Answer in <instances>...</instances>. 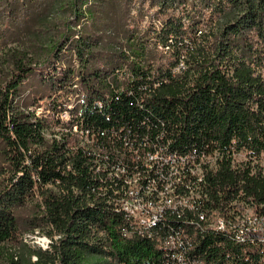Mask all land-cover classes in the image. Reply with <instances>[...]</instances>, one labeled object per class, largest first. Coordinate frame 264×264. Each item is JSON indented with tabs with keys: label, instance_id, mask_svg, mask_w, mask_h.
Returning a JSON list of instances; mask_svg holds the SVG:
<instances>
[{
	"label": "trees",
	"instance_id": "trees-1",
	"mask_svg": "<svg viewBox=\"0 0 264 264\" xmlns=\"http://www.w3.org/2000/svg\"><path fill=\"white\" fill-rule=\"evenodd\" d=\"M137 2L156 16L122 24ZM12 42L24 46L0 68V264H176L160 243L175 230L202 264H264V242L189 223L187 211L139 232L99 190L96 157L73 130L104 133L108 152L122 147L114 129L180 153L218 149L201 186L208 216L232 215L240 191L264 212V0H0V46ZM31 76L43 88L25 96ZM65 109L68 121L45 116ZM233 147L248 160L234 164ZM36 229L60 236L44 250L24 241Z\"/></svg>",
	"mask_w": 264,
	"mask_h": 264
},
{
	"label": "built area",
	"instance_id": "built-area-1",
	"mask_svg": "<svg viewBox=\"0 0 264 264\" xmlns=\"http://www.w3.org/2000/svg\"><path fill=\"white\" fill-rule=\"evenodd\" d=\"M184 62H180V66H183ZM70 98V94H64ZM63 98V97H62ZM61 98V101H70V99ZM32 109H35L31 107ZM46 108V105H45ZM56 115H65V112H53L45 115L48 119H53ZM79 130L87 132L89 136L102 135L104 133L94 132L90 128L84 127L83 124L78 127ZM123 129V128H122ZM113 135L118 139L126 143V150L130 151L133 147L135 140H142V159L151 158V155H158V162L150 167V170H155V178L146 177V172H143L141 179H158L162 180L167 178V170L169 169V162H181V169L176 170V177L174 181L187 182V188L190 189V182L196 181V177L205 176L213 170V163L215 160L223 157V153L216 149L213 152L200 151L194 148L188 152L180 153L172 150L169 147V142L161 143L158 141V148H152L151 155H143L144 145H150L148 134H132L130 131L119 132L113 130ZM229 156L234 164L238 162H245L249 158L247 150L241 149L237 151L234 147L230 149ZM256 160V159H255ZM262 160H264V153L262 154ZM264 162V161H263ZM113 167V166H112ZM114 171L118 170L114 167ZM130 172V169H127ZM214 171V170H213ZM103 179V178H100ZM111 188V187H108ZM166 189V187H164ZM168 193H174L173 202H162L156 197H146V190L141 186L134 188V196H114V199L109 202L112 205H116L117 208L129 210V219L138 228V230H146L148 232H154V230L163 223L166 213L180 212V216L185 212H190V216L187 222H195L200 225L201 217L208 216V209L210 206H205V202H197L192 205H183L175 197V190H169ZM245 191H240L237 197V205H235V215H226L219 209V215L213 218V226L205 227L210 230L222 229L231 231V235L234 239H238L239 235H246V241H253L254 243H262V236H264V212L255 211V218H248V214L245 216H236V209L240 205L242 195ZM206 195V190H205ZM126 200H134V207H126ZM239 217H246V226L243 229H233L232 220ZM160 243H169L172 245L171 255L176 264H202V261L191 258L188 255L190 248L189 236L185 231L175 230L165 235L160 239Z\"/></svg>",
	"mask_w": 264,
	"mask_h": 264
},
{
	"label": "bare ground",
	"instance_id": "bare-ground-1",
	"mask_svg": "<svg viewBox=\"0 0 264 264\" xmlns=\"http://www.w3.org/2000/svg\"><path fill=\"white\" fill-rule=\"evenodd\" d=\"M73 104H74L73 102H70L66 106L70 110L73 109L74 107ZM33 108L35 109L31 108V110H35V113L38 115L43 112V106L39 103L37 106H34ZM69 110L65 109L64 111H61V112H65V114L67 115L65 118H62L63 115H56V117L60 119V122L68 121L70 119ZM49 120L52 121V119ZM78 127L79 124L75 123L73 125V130L78 135L79 140H81L80 141L81 144L84 146H88L89 151H92L96 157L97 160V163L95 165L96 172L98 173L101 172V178H103L100 179V182L102 184L100 185L99 190L102 191L104 195H107L108 202H111V200L114 199V196H134V188L139 186H141L143 189L146 190V197H156L162 202L174 201V193H168V189L175 190V197L178 199V201L182 202L183 205H192L197 202L205 201L202 193L203 190H201V186L205 182L204 176H198L196 177V181L190 182L191 191L189 190V188H187V182L174 181V178L176 177V170L181 169V162H169V169L167 170V178H164L162 180L141 179L143 177V172H146V177L155 178V170H150V167H152V165H155V162H158V155H151L152 148H158V139L157 140L149 139L150 145H144L143 155H151V158H146L144 160L142 159V157H140L142 155V140H135V143L133 147L130 148V151L126 150V143L121 141L122 143L120 144L122 145L121 148L115 146L111 152L110 151L108 152L105 149L106 147L102 146L103 144L99 141L100 135H97L95 137L89 136L87 132H83V130H79ZM48 133L49 132L46 133L47 136ZM128 157L131 158L130 161H128ZM216 161L217 160L214 161L213 167L216 166L215 163ZM114 167H116L118 172L114 171ZM127 169H130V172H128ZM164 187H166V189ZM232 203L234 205H237V201H234ZM113 206L117 211H122L129 217V210L117 208L116 205ZM126 207H134V200H126ZM247 210L251 211V214H248V218H255V212L252 208V205L244 201L240 202L238 209H236V216H245ZM217 211L212 210L210 216L201 217L200 220L204 222L206 221L208 223V227L213 226L212 217H216L219 215ZM173 213H176L178 216H180V212H173ZM231 213L232 215H235V209ZM189 223L195 224V222H189ZM245 226H246V217H239L237 219L232 220L233 229H243L245 228ZM214 230L231 234V231L228 230H222V229H214ZM139 232L145 233L148 231L139 230ZM59 236H60L59 234L49 235L44 232H41L39 229H36L33 232L31 231L25 233L24 241L29 242L34 246H39L44 250H47L51 248L54 240H56ZM235 240L240 243H246V242L254 243L253 241H246V235H239L238 239ZM262 242H264V236H262ZM161 244L166 250L172 252L171 244L169 243H161ZM34 258L36 259V256H34Z\"/></svg>",
	"mask_w": 264,
	"mask_h": 264
},
{
	"label": "rangeland",
	"instance_id": "rangeland-1",
	"mask_svg": "<svg viewBox=\"0 0 264 264\" xmlns=\"http://www.w3.org/2000/svg\"><path fill=\"white\" fill-rule=\"evenodd\" d=\"M139 5V2H137V4L135 5V3H133V6H134V8H133V10H131L130 11V13H128V14H126V21H125V19L124 20H122V24L124 23L125 24V22H126V24H127V22H129V20H134V19H136V18H138V17H141V16H144V19H143V22H142V26L143 27H145V26H148L149 25V23H148V21H150V19H151V17H155L156 16V11H155V9L154 8H151V7H144L143 9L145 10L144 12H142V14H141V16H140V13L141 12H137V10H136V6H138ZM113 15H112V11L111 10H109V9H107L105 12H104V14H103V21H105V20H113ZM136 25V24H135ZM135 25H133V24H131V26H135ZM32 26H33V24H32ZM126 25H124L123 27H125ZM110 29L112 30V31H115V28H111L110 27ZM24 45H20L19 43H17V42H12V43H9V44H4V45H1L0 46V68L1 67H6V70H7V68H9V61H4L5 60V58H7V56H6V54L8 53V52H10V49L11 48H13L14 50H17V48L18 47H23ZM10 56V55H9ZM10 60V59H9ZM43 88V86H42V84H41V82L38 80V77L37 76H31L25 83H24V85H23V93H24V95L25 96H33L34 95V93H37V91L38 92H40L41 91V89ZM63 95V94H62ZM63 98H66L67 100L68 99H70V101L72 102V100H73V97L72 98H68L66 95H63ZM62 98V99H63ZM47 102V99H43V100H41L40 102H39V104H41L42 106H43V109H44V107H45V105L47 104L46 103ZM66 116L65 115H63V117L62 118H65ZM57 120H59L60 121V119H58L56 116L52 119V121L51 122H55V121H57ZM57 129H58V127H57ZM48 136L50 137L51 136V133L49 132L48 133ZM262 161H264V160H262ZM248 211V212H247ZM246 211V214H251V211L250 210H247ZM24 215H27V213H28V211H25L24 210V212H22ZM41 231V230H40ZM41 232H43V231H41ZM44 233H46V232H44ZM46 234H48V233H46ZM27 243H29V242H27ZM30 245H33V244H31V243H29ZM32 261H34V260H36L35 258H34V256H33V258L31 259ZM24 262H26L25 260H23V263Z\"/></svg>",
	"mask_w": 264,
	"mask_h": 264
}]
</instances>
